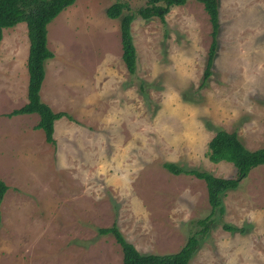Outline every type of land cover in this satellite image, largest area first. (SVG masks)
I'll return each instance as SVG.
<instances>
[{"label":"rangeland","instance_id":"374dc122","mask_svg":"<svg viewBox=\"0 0 264 264\" xmlns=\"http://www.w3.org/2000/svg\"><path fill=\"white\" fill-rule=\"evenodd\" d=\"M114 0H75L47 25L40 96L60 117L55 144L26 103L24 22L0 41V264H121V247L97 227L117 224L141 252L178 251L212 224L189 264H264V164L212 210L204 180L184 169L233 177L213 163L208 142L235 131L249 149L264 145V0H218L220 28L211 75L200 86L211 42L203 4L174 6L164 21L136 18V70L122 60ZM132 9L144 0H125ZM21 36L19 39V35ZM26 116V118H24ZM229 223L242 231H227Z\"/></svg>","mask_w":264,"mask_h":264},{"label":"trees","instance_id":"16d2710c","mask_svg":"<svg viewBox=\"0 0 264 264\" xmlns=\"http://www.w3.org/2000/svg\"><path fill=\"white\" fill-rule=\"evenodd\" d=\"M75 0H0V41L3 29L12 27L19 22H24L27 29L29 50L26 67L28 71L27 101L22 106L11 110L7 116L36 113L38 121L35 128L41 129L45 140L55 144L53 137L54 122L62 116L68 118L65 112H55L42 101L40 87L45 74V62L53 56L47 46V25L66 7ZM145 3L132 9L125 0H114L107 8L109 18H119V29L122 46V60L130 73L136 70V48L131 32V23L136 18L148 20L157 17L164 21L166 14L174 6L186 4L189 0H144ZM203 4L211 25V42L207 53V62L203 71L200 86L211 75L214 56L216 55L217 36L220 28L219 1L196 0ZM207 157L209 161L230 162L235 168V176L220 177L207 171L197 169H184L173 162H164L163 167L173 174H189L204 180L207 188L208 202L212 210L217 209L220 215L225 211L223 196L226 191L237 188L240 181L245 178L250 170L264 164V145L257 149L247 148L235 131L217 129L208 142ZM7 184L0 178V203L2 202ZM201 229L190 235L185 244L176 252L166 254L144 253L139 251L133 243L128 241L117 224L109 227H97L100 234H111L122 251L121 264H189L196 253L200 237H205L210 229L212 219L207 216L198 220ZM227 231H242L229 223L222 224Z\"/></svg>","mask_w":264,"mask_h":264},{"label":"crops","instance_id":"0c3cea01","mask_svg":"<svg viewBox=\"0 0 264 264\" xmlns=\"http://www.w3.org/2000/svg\"><path fill=\"white\" fill-rule=\"evenodd\" d=\"M19 35V34H18ZM20 37H19V39L21 38V36H24V35H19ZM28 50H29V45H28ZM27 62V61H26ZM26 101H27V98H26ZM24 118H26V116H24ZM60 120V118L59 119H57V120H55V122H54V132H53V135H55L56 134V132H57V128H56V125H57V122Z\"/></svg>","mask_w":264,"mask_h":264}]
</instances>
